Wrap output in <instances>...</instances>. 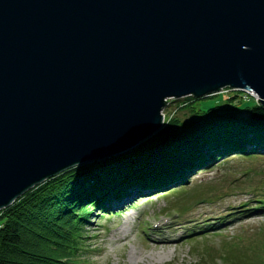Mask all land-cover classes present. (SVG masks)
Masks as SVG:
<instances>
[{
  "label": "water",
  "instance_id": "95a60500",
  "mask_svg": "<svg viewBox=\"0 0 264 264\" xmlns=\"http://www.w3.org/2000/svg\"><path fill=\"white\" fill-rule=\"evenodd\" d=\"M232 91L264 108V0H0V211Z\"/></svg>",
  "mask_w": 264,
  "mask_h": 264
},
{
  "label": "rangeland",
  "instance_id": "374dc122",
  "mask_svg": "<svg viewBox=\"0 0 264 264\" xmlns=\"http://www.w3.org/2000/svg\"><path fill=\"white\" fill-rule=\"evenodd\" d=\"M239 95L219 93L184 107H178L181 99H171L164 119L182 122L192 111L254 105L253 99ZM185 177L163 187L133 186L117 196L102 195L108 208L101 216L93 209L84 225L83 243L89 249L79 264L264 263V214L254 210L258 204L252 201L264 198V157L229 154ZM3 222L0 214V228ZM152 223L165 226L154 230ZM212 226L215 234H208ZM198 229L207 231L198 234Z\"/></svg>",
  "mask_w": 264,
  "mask_h": 264
},
{
  "label": "trees",
  "instance_id": "16d2710c",
  "mask_svg": "<svg viewBox=\"0 0 264 264\" xmlns=\"http://www.w3.org/2000/svg\"><path fill=\"white\" fill-rule=\"evenodd\" d=\"M194 100L177 102L184 107ZM235 107L192 111L182 122L169 118L134 149L67 169L24 193L0 211V264L84 262L80 256L89 247L83 243V227L93 209L101 216L108 208L101 202L107 192L117 196L133 186L163 187L229 154L264 157V108L257 103ZM252 201L258 204L254 210L264 214V198Z\"/></svg>",
  "mask_w": 264,
  "mask_h": 264
}]
</instances>
